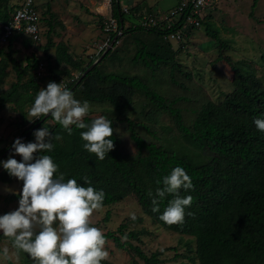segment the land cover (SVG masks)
<instances>
[{
  "label": "trees",
  "instance_id": "obj_1",
  "mask_svg": "<svg viewBox=\"0 0 264 264\" xmlns=\"http://www.w3.org/2000/svg\"><path fill=\"white\" fill-rule=\"evenodd\" d=\"M182 1L176 0L168 4L165 10H161L157 6L159 3L153 7L144 5L139 9L133 3L122 5L120 0H112V15L119 20L120 25H125L123 34L118 36L114 46L109 48L100 61L88 71L93 62L83 67L82 61H77V58L68 51V45L60 42L57 45L56 63L50 60L49 68L51 81L60 83L61 75L66 79L73 78L68 80L67 87L73 91L75 98L80 95L81 101L88 103H111L118 113L128 112L136 95L139 92L144 93L158 108L171 115L178 135L173 136L174 130L169 127L173 135L162 133L154 136L158 137L157 140L147 138L138 132L131 118L125 117L129 122L128 127L130 126L128 138L133 141L132 152L125 147L116 131L117 121L123 119L109 117L115 130L112 137L115 146L104 160L97 159L94 153L83 148L85 141L81 139L80 132L86 129L72 126L73 132L69 134L50 115L37 118L24 129L21 136L36 123L41 122L39 126L41 127L47 119H52L54 123L49 130L59 138L54 140L53 151L45 154L53 157L59 165V171L65 174V179L74 177L78 183L84 184L83 178L87 177L94 188L104 190L103 206L135 195L144 213L153 222L167 230L191 237L187 244L193 253V259L199 264H264V132L259 131L253 122L257 117L264 118V80L258 77L257 68L249 60L235 59L225 54L233 49V46L228 39L221 38L222 28L214 22L212 12L203 15L199 26L188 28L183 33L186 32L188 35L185 37L190 40L192 33L202 28V31L211 38L210 41L207 40L212 42L208 49L217 46L219 53L210 63L216 69L218 60L226 61L233 71V90L220 97L218 101L206 98L196 109L195 117L190 124L185 121V115L178 106L182 101L189 100L187 96L175 95L169 99L151 88L141 76L102 74L98 68L102 61L117 55L116 45L128 32L146 33L153 38L149 41L136 38L142 46L133 61L138 63L139 59H142L144 63L152 66L153 71L156 70V66L159 67L171 75V80L175 84L190 91L191 86L176 79V74L184 75L190 84L195 77L194 71L185 68L177 57L179 49H175L172 44L173 41L178 43L185 41L169 37L181 29L183 20L190 11V0L189 7L183 12L185 15L182 20L172 22L170 28H166L167 23L161 20L168 15L172 17L171 11L177 9ZM259 2L260 0H253V7ZM20 5L15 0H0V31L2 26L11 20ZM124 6H128L132 13L137 12V15L132 14V17H129L124 11ZM35 7L43 21L46 18L43 15L47 13L48 16L50 3L43 6L36 3ZM217 7L218 5H214V11ZM145 14L153 15L158 22L153 26L138 23V18ZM128 18L132 21L129 22ZM106 20L104 18L102 29ZM161 22H164L165 28L158 26ZM115 35L116 33H112L111 39ZM21 39L25 47L34 43L30 35L15 30L8 43L0 46V55H3L0 59V84L8 74L7 68L10 63L17 70L18 76L16 82L0 92V111L5 110L7 105L14 106L16 111L21 112L20 124L24 125L28 123L27 107L32 105L40 89V83L37 81L38 74L31 72L39 62L37 57H26L27 64L22 68L21 63L14 57L19 49L16 45ZM52 44V39H49L47 48ZM6 50L8 52H5ZM63 63L79 69L80 74L75 78L71 68L60 69L59 66ZM27 72H30V76L23 81L22 78ZM212 81L216 82L215 77ZM195 86L199 90L202 88L201 84ZM95 118L97 117L94 115H87L84 120L91 123ZM29 141H34L33 133L24 140ZM13 142L1 149L0 154L3 155ZM11 153L13 154V151ZM11 153L8 155H12ZM6 157L7 154L1 156L0 160ZM177 165L186 169L194 185L192 189L187 191L181 189L180 192L182 196L188 194L193 196L191 206L186 209V213L190 212L191 215L186 214L183 223L168 224L160 219V214L172 199V195H167L159 202V211H153L148 193L155 195L157 187L163 186V176L169 174ZM14 179L15 177L10 176L7 170L0 171L1 181L11 183ZM109 216L110 211L107 212L106 218ZM127 229L128 226L122 223L116 231H108L104 235L106 239L112 238L118 247L133 250L145 264L162 262L160 256L165 249L148 254L141 246L133 243L132 240H141V234H144L145 230L126 231ZM2 240H8L13 246L11 238L0 235V241ZM193 241L195 246H191ZM17 251L22 257L23 264H35V259L28 253L19 249ZM102 264L116 263L105 260Z\"/></svg>",
  "mask_w": 264,
  "mask_h": 264
},
{
  "label": "rangeland",
  "instance_id": "obj_2",
  "mask_svg": "<svg viewBox=\"0 0 264 264\" xmlns=\"http://www.w3.org/2000/svg\"><path fill=\"white\" fill-rule=\"evenodd\" d=\"M17 1L22 4L24 0H15V2ZM98 1L100 2V0ZM102 1L106 6L104 10L94 7L91 0H35L40 6L47 5V3L51 5L48 16L46 13L43 15L46 18L43 21L40 19L43 38L39 41L33 40L34 43L27 47L22 44V39L21 41L18 40L16 47L19 49L17 48L18 53H15L14 57L21 63V68L27 64L26 57H37L39 62L34 69H31V72L38 74L39 79L37 81L40 83V88L46 87L51 81L50 60L52 63H56L57 45L60 42L68 45V51L74 58H77V61H82L83 67L91 62H93L91 67L96 65L103 57V53L107 51V48L112 47L110 44L100 50V46L107 38V34L103 31L101 25L104 18L108 19L112 14V0ZM120 1L122 5H126L131 4L132 0ZM145 1L147 0L136 1L139 9ZM174 1L176 0H160L157 6L159 9L165 10L167 5ZM214 4L218 5L215 11L213 8H206L203 13L212 12L214 22L222 28L220 31L221 38L228 39L232 43L233 49L225 52V54L235 59L245 58L249 60L257 68L258 77L264 80V0H260L256 7H253V0H216ZM129 17H132V15L129 14ZM127 20L132 21L131 18ZM137 37L144 41L153 38V36L146 33L136 32L132 34L128 32L116 45L117 55L108 57L98 65L100 72L102 74L117 73L141 76L151 88L169 99L174 98L175 95L187 96L189 100L182 101L178 106L181 107L185 115V121L188 124L194 119L196 109L205 102L206 98L210 97L218 101L220 97L222 98L227 92L233 90V71H231L225 60H218L216 69L210 63L216 59L219 51L217 46L208 49L212 46V42H207V40L210 41L211 38L202 31V28L194 31L190 36L192 37L190 40L184 36L182 39L185 42H172L174 48L179 49L177 57L185 68L194 71L195 77L190 84L184 75L179 76L176 74V79L185 81V84L191 86L190 91L175 84L171 80V75L159 67L156 66V70L153 71L152 66L144 63L142 59H139L138 63L133 61L137 51L142 46L140 42H137ZM49 39H52L53 44L47 48ZM80 42L82 43L80 44ZM2 45H4L3 42L0 46L2 47ZM5 52H8V50ZM2 56L1 54L0 59ZM49 56L52 58L50 59ZM59 68L71 67L63 63L60 64ZM71 69L76 78L80 74V70ZM198 71L201 73L198 74ZM7 72L4 82L0 84V92L9 88L11 83L18 80L17 70L14 69L12 63L9 64ZM29 73L27 72L23 76V81L29 78ZM61 77L60 82L67 81L63 75ZM213 77H215L216 82L212 81ZM198 84L202 85L201 90L196 88L195 85L198 86ZM80 97L78 95L76 98L81 101ZM89 105L88 115L123 119V121H117L116 131L125 143V147L131 149L132 152H134L133 141L128 138L130 126L128 127L129 122L125 120V117H129L135 122L134 126L140 134L153 140L158 138L154 137L155 135H161L162 133L171 135L174 133L173 136L179 134L171 115L158 108L156 103L141 92L136 95L133 105L126 113L116 112L114 106L108 102H91ZM30 107L31 105L27 107L28 113ZM28 118L33 119L34 117L28 116ZM28 118L26 117L27 120ZM21 122V112L16 111L14 106L7 105L5 110L0 111V150L9 146L17 137H20L24 129L33 123L28 120V123L22 125ZM53 123L52 119H47L44 124L50 129ZM169 127L173 128V133L169 130ZM12 155L18 161L21 159L19 154L13 152ZM8 157L7 154L5 159ZM0 171L6 170L0 166ZM22 184L23 182L18 178H15L11 183L0 180V214L18 208ZM6 187L11 188L13 191H5ZM108 211H110V216L107 219ZM133 215L135 219L132 218ZM90 222L93 226L101 229L103 233L116 231L122 223L128 226L126 231L145 230V233L141 234L140 241H132L134 244L141 246L148 254L165 249V252L160 256L162 262L159 264H199L197 260L193 259V253L189 250L187 244L188 239L191 237L167 230L153 222L144 213L135 195H130L117 203L94 210L90 216ZM191 246H195L194 241ZM4 247L9 249V253L7 256H0V264H23L20 253L8 240L0 241V249ZM105 247L109 252L107 260L113 263L145 264L133 250L129 251L118 247L112 238L106 239Z\"/></svg>",
  "mask_w": 264,
  "mask_h": 264
},
{
  "label": "clouds",
  "instance_id": "obj_3",
  "mask_svg": "<svg viewBox=\"0 0 264 264\" xmlns=\"http://www.w3.org/2000/svg\"><path fill=\"white\" fill-rule=\"evenodd\" d=\"M89 111L87 101L75 98L62 82L50 81L36 94L29 109V116L34 118L28 120L33 122L50 115L69 134L73 132L72 126L86 129L80 132L85 141L83 148L104 160L115 146L113 121L99 116L87 123L84 117ZM253 122L264 132V118L257 117ZM33 136L34 141L29 142L17 137L10 146L21 157L19 161L14 155L0 160V166L10 176L23 182L18 208L0 214V235L11 238L13 246L33 257L35 264H102L109 257L106 237L92 225L90 216L103 206L104 190L94 188L87 177L83 178L84 184L74 177L65 179L53 157L45 154L53 151L54 140L59 138L48 126L36 129ZM162 184L155 195L148 193L153 211H159V202L171 194L160 219L168 224L183 223L185 215H191L186 209L193 196H182L180 192L194 187L192 178L177 165L163 176ZM5 191L13 190L6 187ZM8 253L7 247L0 249V256Z\"/></svg>",
  "mask_w": 264,
  "mask_h": 264
},
{
  "label": "built area",
  "instance_id": "obj_4",
  "mask_svg": "<svg viewBox=\"0 0 264 264\" xmlns=\"http://www.w3.org/2000/svg\"><path fill=\"white\" fill-rule=\"evenodd\" d=\"M216 0H190L191 6L189 13L186 14L184 23L181 26L179 31H176L171 35L170 38L175 40L182 39L185 35H188L186 32L183 33L184 30L188 28H194L201 24V20L204 18L203 11L206 8H213ZM35 0H24L20 7L17 8L15 14L11 18V20L2 26V30L0 32V44L3 42L4 44L8 43L9 37L13 34L15 30L24 31V33L30 35L33 40H41L43 38L42 28H40V13L35 7ZM186 7H189V0H183L181 5L171 11L172 17L165 16L161 18V20L167 23L166 28H170L172 26V22H179L182 20L185 15L183 12ZM124 11L127 14L137 15V12L132 13L130 9L124 6ZM158 21L153 17V15H143L141 18H138V23L143 26H153ZM159 27L164 26V22L158 25ZM125 25H120L119 20L113 16L112 14L105 21V25L103 31L107 34V38L100 46V50L108 47L111 44V34L116 33L117 36L122 35L124 32ZM34 29V30H33ZM68 80H73V78L67 79V81L62 82L64 86H68Z\"/></svg>",
  "mask_w": 264,
  "mask_h": 264
},
{
  "label": "crops",
  "instance_id": "obj_5",
  "mask_svg": "<svg viewBox=\"0 0 264 264\" xmlns=\"http://www.w3.org/2000/svg\"><path fill=\"white\" fill-rule=\"evenodd\" d=\"M136 1L137 0H132L131 1V3H133V4H135L136 5ZM91 2H92V5L94 6V7H96V8H98V9H101V10H104V8H106V6H105V4H103L104 3V1H102V0H100V2L98 1V0H91ZM160 2V0H152V1H149V0H147V1H145L144 3H143V6L145 5V6H151V7H153V6H155V5H157V3H159ZM142 6V5H141ZM145 7H143V9H144ZM146 10V9H145ZM130 22V21H129ZM82 42H80V44H81Z\"/></svg>",
  "mask_w": 264,
  "mask_h": 264
},
{
  "label": "water",
  "instance_id": "obj_6",
  "mask_svg": "<svg viewBox=\"0 0 264 264\" xmlns=\"http://www.w3.org/2000/svg\"><path fill=\"white\" fill-rule=\"evenodd\" d=\"M117 40V36H115L114 38H113V43L115 42ZM90 68H92V67H90ZM90 68L88 69V71L90 70ZM44 120V119H43ZM40 124H41V122H38V123H36L27 133H25L23 136H21L20 138H22L23 139V141L25 140V138H27L31 133H33L34 131H35V129H37L39 126H40ZM12 152V149H11V147H9L6 151H5V153L3 154V155H6V154H9V153H11ZM2 155V156H3ZM1 157V156H0Z\"/></svg>",
  "mask_w": 264,
  "mask_h": 264
},
{
  "label": "bare ground",
  "instance_id": "obj_7",
  "mask_svg": "<svg viewBox=\"0 0 264 264\" xmlns=\"http://www.w3.org/2000/svg\"><path fill=\"white\" fill-rule=\"evenodd\" d=\"M115 36H117V35H115ZM115 36H114V37H115ZM171 36H172V34H171ZM117 39H118V36H117ZM116 41H117V40H116ZM116 41H115V42H116ZM115 42H114V43H115ZM114 43H113V39H112V40H111V46H112V47L114 46ZM109 48H110V47L107 48V51L109 50ZM107 51H106V52H107ZM106 52H104L103 54L105 55Z\"/></svg>",
  "mask_w": 264,
  "mask_h": 264
}]
</instances>
